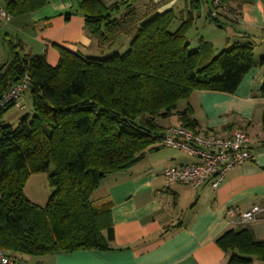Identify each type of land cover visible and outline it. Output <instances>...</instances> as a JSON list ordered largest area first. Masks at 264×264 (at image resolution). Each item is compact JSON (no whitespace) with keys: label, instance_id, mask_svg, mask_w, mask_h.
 <instances>
[{"label":"trees","instance_id":"16d2710c","mask_svg":"<svg viewBox=\"0 0 264 264\" xmlns=\"http://www.w3.org/2000/svg\"><path fill=\"white\" fill-rule=\"evenodd\" d=\"M139 1L78 2L86 32L99 45L132 35L123 54L99 59L59 47V62L51 66L45 55L22 54L20 41L10 44L14 56L0 67V101L27 75L34 111L13 125L4 117L16 104L0 108V249L16 264L23 255L110 250L105 236L113 230L110 203L92 204L101 182L164 147L161 142L174 126L164 129L161 120L177 115L178 126L199 132L192 111H178V104L196 91L235 94L257 64L252 44L235 43L215 53L200 38L190 50L187 34L208 0H183L187 14L181 12L175 31L170 30L177 19L173 9H155L141 18ZM253 1L220 0L222 11L215 16L211 2L207 21L221 29L235 24L228 15H239ZM45 5L46 0H10L5 12L17 19ZM260 95L264 99V87ZM261 131L264 137V113ZM36 173L48 174L52 190L44 206L24 193ZM216 243L228 264L264 262V239L256 240L249 229L228 230Z\"/></svg>","mask_w":264,"mask_h":264},{"label":"crops","instance_id":"0c3cea01","mask_svg":"<svg viewBox=\"0 0 264 264\" xmlns=\"http://www.w3.org/2000/svg\"><path fill=\"white\" fill-rule=\"evenodd\" d=\"M10 0H0V12ZM80 0H46L37 12L12 18L5 35L9 44L20 41L22 54L45 55L51 66L60 59L58 48L83 54L96 43L85 29L78 11ZM69 15V16H68ZM232 44H252L259 49L256 66L244 77L235 94L196 91L180 109H190L201 133L227 137L236 128L248 132L253 159L226 173L213 189L206 182L198 189L189 185L168 186L163 171L171 165L195 162L188 153L161 147L147 153L129 170L107 176L96 192L99 207L110 203L112 218L108 251H79L45 256L50 264H228V255L216 240L228 230L249 229L256 240L264 239V221L248 226L240 215L254 205H264V139L261 131L264 99V0L242 6L235 17ZM1 32V31H0ZM223 45V44H222ZM221 49V50H223ZM218 53V52H216ZM21 110L24 106L19 104ZM173 116L172 118H174ZM176 123L159 124L167 129ZM95 192V193H96ZM234 212L230 216L229 212ZM23 256H18L19 258ZM253 264H264L254 260Z\"/></svg>","mask_w":264,"mask_h":264},{"label":"built area","instance_id":"2783aa9c","mask_svg":"<svg viewBox=\"0 0 264 264\" xmlns=\"http://www.w3.org/2000/svg\"><path fill=\"white\" fill-rule=\"evenodd\" d=\"M216 10L213 16L222 11L220 0H213ZM0 18L5 22L11 20L5 12H0ZM30 87V78L26 75L14 84L2 97L0 108L11 103L19 106L21 99ZM249 136L245 128L239 127L227 137L213 133L196 132L183 126L171 127L163 138L161 145L182 150L195 158V162L187 165H171L164 169L163 176L168 186L175 184L189 185L198 189L210 182L217 189L224 181L225 175L235 167L241 166L253 159L248 146ZM229 215H234L230 211ZM242 225L252 226L264 221V205H254L240 215ZM0 264H16L14 259L0 249Z\"/></svg>","mask_w":264,"mask_h":264},{"label":"rangeland","instance_id":"374dc122","mask_svg":"<svg viewBox=\"0 0 264 264\" xmlns=\"http://www.w3.org/2000/svg\"><path fill=\"white\" fill-rule=\"evenodd\" d=\"M108 4H111L116 1L121 0H105ZM213 0H208V2H212ZM209 3V4H210ZM209 4H204L202 6L200 16L195 18V24L193 28L187 34V38L191 43V51H194L198 45L200 38H203L205 41L211 43L216 52L221 51L225 45L230 43L233 38L234 32V23H226L224 27L218 28L213 24L208 23L207 15L209 10ZM137 9L139 12V16L141 18L149 16L152 14L153 10H157L162 13L166 10L173 9L177 15V19L171 25L170 30L175 31L179 25L181 24L180 16L181 12L184 11L187 14V10L183 0H140L137 4ZM126 11L123 7L122 12ZM228 14V13H225ZM231 19H234L236 15H228ZM11 23H3L0 28V67L10 62L13 59L14 53L10 47L9 42L5 41V35L9 32ZM132 39V35H121L118 37L113 43L101 46L95 43L96 47L92 45L87 52H84L83 57H93V58H104L107 55H110L114 52H119L121 54L125 53L129 49V45ZM13 44H17L14 42ZM223 44V45H222ZM259 49L255 50L256 56H258ZM215 52V53H216ZM21 106H24V109L21 110L20 107H14L4 117L6 123H10L13 125H17L20 118L26 114H32L33 106H32V98L31 91L28 90L25 96L20 101ZM185 101H181L178 104V111L183 108L185 105ZM185 110V109H184ZM177 115L171 119L170 123H176ZM163 123L166 124L167 121L163 120ZM250 143V141H249ZM53 167H51V170ZM25 195L29 198V200L37 205L44 206L49 198L51 197L52 190L48 183V174L47 173H36L32 174L25 186L24 189ZM101 196L100 192L94 193L92 197V204L94 206L99 207V198ZM46 257H32L28 255H23V257L19 258L18 264H50L49 262L43 261Z\"/></svg>","mask_w":264,"mask_h":264}]
</instances>
